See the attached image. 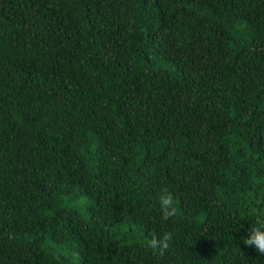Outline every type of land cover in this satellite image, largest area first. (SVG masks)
<instances>
[{"label": "trees", "instance_id": "obj_1", "mask_svg": "<svg viewBox=\"0 0 264 264\" xmlns=\"http://www.w3.org/2000/svg\"><path fill=\"white\" fill-rule=\"evenodd\" d=\"M252 207L264 0H0V264H264Z\"/></svg>", "mask_w": 264, "mask_h": 264}, {"label": "clouds", "instance_id": "obj_2", "mask_svg": "<svg viewBox=\"0 0 264 264\" xmlns=\"http://www.w3.org/2000/svg\"><path fill=\"white\" fill-rule=\"evenodd\" d=\"M152 199L158 207L161 220H168L169 218L179 216L176 201L166 187L156 189L152 194ZM248 215L253 218L254 223L250 224L248 235L243 238L242 242L244 245L252 247L257 253L264 254V212H261L256 207H252L249 209ZM174 235L171 231H165L160 235L153 233L151 238L147 239L144 243L153 253L163 255L173 241Z\"/></svg>", "mask_w": 264, "mask_h": 264}]
</instances>
